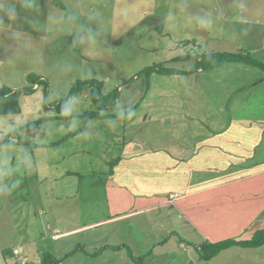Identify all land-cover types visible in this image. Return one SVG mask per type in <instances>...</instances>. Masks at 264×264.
I'll return each mask as SVG.
<instances>
[{
	"label": "rangeland",
	"instance_id": "obj_1",
	"mask_svg": "<svg viewBox=\"0 0 264 264\" xmlns=\"http://www.w3.org/2000/svg\"><path fill=\"white\" fill-rule=\"evenodd\" d=\"M261 4L264 0H9L0 21V88L32 87L34 93L19 98V114L0 116V137L56 116L52 108L69 99L76 81L96 80L102 96L116 93L117 99L101 109L110 117L84 120L85 113L99 110L85 90L69 100L61 118L22 130L13 139L17 145H0V264H19L12 260L14 251L38 264L37 242L55 243L54 228L65 232L85 223L71 212L107 213L95 193L109 178L124 138L146 131L127 119L138 121L154 111L163 115L164 107L168 113L167 101L189 96L188 88L200 78L192 76L196 70L147 80L141 71L160 64L192 71L197 55L236 53L249 39L259 46L251 35L264 29ZM253 58L264 63L262 52ZM199 65L209 66L204 59ZM248 69L251 78H264L260 68ZM30 75L47 88L32 85ZM236 77L249 81L246 74ZM44 257V264L53 260Z\"/></svg>",
	"mask_w": 264,
	"mask_h": 264
},
{
	"label": "crops",
	"instance_id": "obj_2",
	"mask_svg": "<svg viewBox=\"0 0 264 264\" xmlns=\"http://www.w3.org/2000/svg\"><path fill=\"white\" fill-rule=\"evenodd\" d=\"M8 8L0 0V21ZM251 36L259 46L249 39L236 53L264 57V29ZM248 68L259 67L199 69L189 96L167 101L168 113L127 119L146 131L124 138L95 193L107 213H69L85 223L54 228L55 243L37 242L38 264L44 256L50 264H264V243L240 244L264 231V78H251ZM224 241L236 244L205 258L209 245Z\"/></svg>",
	"mask_w": 264,
	"mask_h": 264
},
{
	"label": "trees",
	"instance_id": "obj_3",
	"mask_svg": "<svg viewBox=\"0 0 264 264\" xmlns=\"http://www.w3.org/2000/svg\"><path fill=\"white\" fill-rule=\"evenodd\" d=\"M205 55H197L196 59L198 60V63H202V60H207L208 67H202L199 64H196L194 69L192 71H184V70H178L175 68H169L165 66L164 64L151 66L146 69H143L141 71V74H145L147 76V80L152 74H158L161 76H178V75H189L193 74L196 70H199L200 67L203 71H208L211 69H220L224 65L228 63H239L244 64L247 66L252 67H259L264 70V64L260 63L256 59L248 56L243 55L241 53H216V54H210L206 57ZM204 57V58H203ZM178 58H184V57H178ZM203 58V59H202ZM210 61V63L208 62ZM29 82L34 84H44L42 80H40V77L30 75L28 77ZM45 85V88H47V85ZM102 87V83L96 81V80H86V81H76L71 89L69 99L59 102L58 105L53 107V111L57 114L56 116L41 118L38 120H35L33 122H30L26 125L20 126L19 128L9 132L8 134L0 137V145L4 146H14L17 145V143L13 140L14 137L18 135L19 132L22 130H28L33 131L36 130L42 123L49 121V120H56L61 118L60 116L61 112L69 106L70 102L69 100L73 98L74 96L78 95L79 93L90 90V98L92 99V104L94 107L99 108V110L90 111L89 113H85L83 116H81L84 120L87 119H95V118H105L110 117V115H106L103 112H101V109L110 107L112 104H114L117 99L116 93H111L106 96H102L100 93ZM34 93V90L32 87L30 88H24V89H18V90H11L9 88H0V116L4 115H15L20 113V104H19V98L23 96H28ZM104 104V106H103ZM45 106V105H44ZM65 118V117H64ZM78 131H76L74 134H77ZM73 134H71L72 136ZM264 243V231H261L254 235L253 239L249 242H243L240 243L243 246H260ZM236 244L234 241H224L221 243L209 245L208 254L205 257L210 258L217 252L228 248L229 246Z\"/></svg>",
	"mask_w": 264,
	"mask_h": 264
},
{
	"label": "built area",
	"instance_id": "obj_4",
	"mask_svg": "<svg viewBox=\"0 0 264 264\" xmlns=\"http://www.w3.org/2000/svg\"><path fill=\"white\" fill-rule=\"evenodd\" d=\"M14 253V255L17 256V261L19 264H27V261L22 256H20L16 251H14Z\"/></svg>",
	"mask_w": 264,
	"mask_h": 264
}]
</instances>
